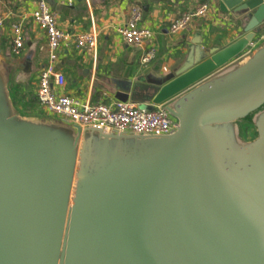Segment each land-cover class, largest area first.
Wrapping results in <instances>:
<instances>
[{
    "label": "water",
    "instance_id": "1",
    "mask_svg": "<svg viewBox=\"0 0 264 264\" xmlns=\"http://www.w3.org/2000/svg\"><path fill=\"white\" fill-rule=\"evenodd\" d=\"M218 7L242 35L146 80L167 135L23 114L0 56V264H264V0Z\"/></svg>",
    "mask_w": 264,
    "mask_h": 264
},
{
    "label": "crops",
    "instance_id": "2",
    "mask_svg": "<svg viewBox=\"0 0 264 264\" xmlns=\"http://www.w3.org/2000/svg\"><path fill=\"white\" fill-rule=\"evenodd\" d=\"M46 0L59 17V28L70 35L90 32L95 25L99 32L96 56L79 49L72 41L64 42L59 53L58 70L66 77L63 93L92 104L131 103L140 109L152 107L155 89L148 79H157L180 69L187 59L211 49H222L240 37L244 23L238 14L219 11L218 0H210L212 8L206 17L194 19L191 27L176 35L171 23L184 13L203 5V0ZM38 0H0V18L5 26L0 32V56L13 58L25 65L33 53L29 71L18 70L12 95L16 107L26 115L57 118L39 106L37 91L40 72L47 65V37L31 17ZM143 11L142 25L154 32L152 45L158 53L149 64L141 58L151 46H127L119 29L130 19L133 7ZM23 25L25 48L22 56L12 55V28ZM25 61V62H24ZM27 66V65H26ZM24 107L27 112H22ZM63 120V119H62Z\"/></svg>",
    "mask_w": 264,
    "mask_h": 264
},
{
    "label": "built area",
    "instance_id": "3",
    "mask_svg": "<svg viewBox=\"0 0 264 264\" xmlns=\"http://www.w3.org/2000/svg\"><path fill=\"white\" fill-rule=\"evenodd\" d=\"M72 5L73 1H68ZM212 6L209 3L200 5L194 10L184 13L170 25V33L176 35L191 27L197 17H206ZM31 17L35 25L45 32L47 37L48 61L42 69L38 81L37 98L39 106L47 114L85 127H94L122 133L145 135H167L175 127L170 115L161 106L153 109H140L134 104L116 102L115 104H92L89 100L81 101L63 93L66 77L58 70L59 53L64 42L72 41L76 46L96 56L99 32L94 25L90 32L70 35L59 28V17L54 13L46 0H38ZM143 11L135 6L127 24L119 29L124 43L133 48H141L151 44L154 32L142 25ZM5 26V19L0 18V32ZM12 55L20 57L25 48L23 25L12 28ZM264 41V28L252 43L254 49ZM158 48L152 45L144 52L141 62L151 63L157 56Z\"/></svg>",
    "mask_w": 264,
    "mask_h": 264
},
{
    "label": "trees",
    "instance_id": "4",
    "mask_svg": "<svg viewBox=\"0 0 264 264\" xmlns=\"http://www.w3.org/2000/svg\"><path fill=\"white\" fill-rule=\"evenodd\" d=\"M209 2H210V0H203L202 4H206V3H209ZM20 110L22 112H27V110L24 107H21Z\"/></svg>",
    "mask_w": 264,
    "mask_h": 264
},
{
    "label": "rangeland",
    "instance_id": "5",
    "mask_svg": "<svg viewBox=\"0 0 264 264\" xmlns=\"http://www.w3.org/2000/svg\"><path fill=\"white\" fill-rule=\"evenodd\" d=\"M213 50H216V49H211V50H209V51H207V52H210V51H213Z\"/></svg>",
    "mask_w": 264,
    "mask_h": 264
}]
</instances>
